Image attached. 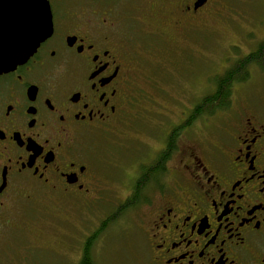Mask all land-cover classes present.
<instances>
[{
    "label": "flooded vegetation",
    "instance_id": "flooded-vegetation-1",
    "mask_svg": "<svg viewBox=\"0 0 264 264\" xmlns=\"http://www.w3.org/2000/svg\"><path fill=\"white\" fill-rule=\"evenodd\" d=\"M47 1L51 31L35 45L40 20L23 18L18 27L9 18L40 13L31 9L35 0H0V46L10 38L18 59L0 71V241L22 201L89 206L103 184L91 147L129 124L142 97L149 99L140 93L138 44L123 23L121 0ZM210 2L174 0L146 13L148 31L160 41L152 37L151 45L197 40ZM188 48L182 55L192 60ZM250 56L261 88L253 103L246 99L235 110L232 99L215 141L203 145L196 136L201 115L194 104L128 175L125 205L147 208L139 224L143 264H264V38L236 62ZM187 134L194 136L181 142ZM3 260L41 264L32 250L9 256L0 248Z\"/></svg>",
    "mask_w": 264,
    "mask_h": 264
},
{
    "label": "rangeland",
    "instance_id": "rangeland-1",
    "mask_svg": "<svg viewBox=\"0 0 264 264\" xmlns=\"http://www.w3.org/2000/svg\"><path fill=\"white\" fill-rule=\"evenodd\" d=\"M173 1L121 0L123 23L138 44L140 93L149 99L142 97L129 124L97 139L91 147L103 181L100 192L87 207L76 203L63 206L43 199L22 201L11 213V222L2 226L6 235L0 241L3 254L22 255L32 250L41 264H79L84 240L89 235L94 264H143L139 224L146 205L135 210L125 205L128 175L145 159L144 155L148 160L152 158L162 131L179 119V112L189 111L211 94L215 77L264 38V0H211L213 8L201 24L198 39L177 36L169 42V49L163 48L162 43L156 45L160 41L148 31L146 13L159 10L160 6L170 8ZM152 37L156 48L151 45ZM188 47L195 50L192 60L182 55ZM248 67L252 76L233 91L234 110L246 99L253 103L255 92L261 88L258 67L252 63ZM231 104L214 114L201 115L195 126L201 129H197L196 136L203 145L217 139L219 127L231 113ZM188 136L194 135L187 134L181 142ZM104 216L114 219L104 222Z\"/></svg>",
    "mask_w": 264,
    "mask_h": 264
},
{
    "label": "trees",
    "instance_id": "trees-1",
    "mask_svg": "<svg viewBox=\"0 0 264 264\" xmlns=\"http://www.w3.org/2000/svg\"><path fill=\"white\" fill-rule=\"evenodd\" d=\"M257 60V59H256ZM253 62V58L238 60L233 66L228 67L223 73L215 77V90L202 98L197 104V111L199 115L204 113L213 114L219 109L228 108L232 101L233 88L236 82L245 81L248 77V66ZM246 69L241 73V69ZM147 169V168H145ZM143 173V179L146 178L147 170ZM142 189V184L137 185V191ZM90 238L83 248V256L79 264H94L91 261L90 252Z\"/></svg>",
    "mask_w": 264,
    "mask_h": 264
},
{
    "label": "water",
    "instance_id": "water-1",
    "mask_svg": "<svg viewBox=\"0 0 264 264\" xmlns=\"http://www.w3.org/2000/svg\"><path fill=\"white\" fill-rule=\"evenodd\" d=\"M10 3L12 2H19L20 0H9ZM22 1H28V0H22ZM204 1V0H199ZM36 6H32L31 9L37 8L41 9L40 13L33 14L32 17H29L30 14H25L22 12V14L14 13L9 16L10 19L16 21L14 23L15 26L22 27L19 20L23 18H33L36 16L40 20V25H42V29L36 31L37 38L35 40V45H38L41 40L46 37L50 31L48 30V27H51V14H50V8L47 0H35ZM25 8H29V6H25ZM16 10H18V7H15ZM12 30L8 31L7 34H10ZM13 42L9 39L5 40V44L3 47L0 46V71L7 70L9 67H12L18 63V59L14 54H12L17 48L16 46L12 47ZM15 57V58H14Z\"/></svg>",
    "mask_w": 264,
    "mask_h": 264
}]
</instances>
